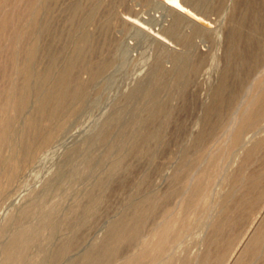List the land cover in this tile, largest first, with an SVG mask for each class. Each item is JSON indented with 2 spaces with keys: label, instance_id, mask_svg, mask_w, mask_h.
Returning <instances> with one entry per match:
<instances>
[{
  "label": "rangeland",
  "instance_id": "obj_1",
  "mask_svg": "<svg viewBox=\"0 0 264 264\" xmlns=\"http://www.w3.org/2000/svg\"><path fill=\"white\" fill-rule=\"evenodd\" d=\"M263 104L264 0H0V264H264Z\"/></svg>",
  "mask_w": 264,
  "mask_h": 264
},
{
  "label": "bare ground",
  "instance_id": "obj_2",
  "mask_svg": "<svg viewBox=\"0 0 264 264\" xmlns=\"http://www.w3.org/2000/svg\"><path fill=\"white\" fill-rule=\"evenodd\" d=\"M187 10V9H186ZM191 12V11H190ZM39 14V13H38ZM194 17L200 21V20H204V18L200 17L198 14L194 13L193 14ZM133 18V17H132ZM200 19V20H199ZM204 22V21H203ZM34 51H35V46L31 49L30 51V56H29V60L27 62V64H29V66L27 68H25V71H26V74H27V78H26V82L24 84V87L22 86V88H24V95H21L20 97H18L17 99L14 100L13 102V106L15 108L16 111H19V110H22L24 109L28 102H29V96L32 92V85H31V82H30V78L33 74V69H32V66H31V63H32V58L34 57ZM70 64V63H69ZM72 64H70L67 69L63 72V74L61 75V85H64L65 87H68L66 85H68V82L71 77V70H72ZM40 74V73H39ZM35 81V80H34ZM39 81V80H38ZM63 88V87H62ZM61 88V90H63ZM65 89V88H64ZM66 90V89H65ZM69 91V90H68ZM22 93V92H21ZM65 93V91H64ZM68 93V92H67ZM51 95V94H50ZM49 95V96H50ZM48 97V96H47ZM63 99H64V96H63V91L59 92L58 94L52 96V97H49L48 101L46 104H41V107H43V109H46L47 107L46 106H51V111H50V115L51 117H55L57 114H59V112H61V109L63 107ZM40 104V103H39ZM40 107V108H41ZM258 113H263L264 114V104L262 106H260L259 110H258ZM30 122L32 123L33 120H30ZM246 122L247 123H251L252 120H251V115L250 117H248L246 119ZM4 132V131H3ZM53 133L52 132H48V136L47 137H50ZM23 150L26 154H30L33 150V144L32 143H28L26 140H23ZM19 168V164H15V170H12L10 171L8 174H7V179L8 180H11L13 179L17 169ZM26 237V240H28V235L25 236ZM24 256L21 255V254H15V252H13L12 250L10 249H6L5 250V259H6V264H12L13 262H19V261H22L24 260Z\"/></svg>",
  "mask_w": 264,
  "mask_h": 264
}]
</instances>
